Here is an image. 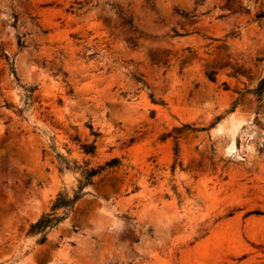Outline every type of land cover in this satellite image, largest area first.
<instances>
[{"label":"rangeland","instance_id":"obj_1","mask_svg":"<svg viewBox=\"0 0 264 264\" xmlns=\"http://www.w3.org/2000/svg\"><path fill=\"white\" fill-rule=\"evenodd\" d=\"M263 76L264 0H0V264H264Z\"/></svg>","mask_w":264,"mask_h":264},{"label":"trees","instance_id":"obj_2","mask_svg":"<svg viewBox=\"0 0 264 264\" xmlns=\"http://www.w3.org/2000/svg\"><path fill=\"white\" fill-rule=\"evenodd\" d=\"M256 16L260 17L261 14H257ZM124 21H125L124 22L125 24L131 25L130 19H125ZM18 43L19 45H21L20 41ZM208 76L210 79H214L215 72L210 71L208 73ZM29 91H32V90H29ZM251 92L257 96L259 102L262 100L263 93H264V76L258 81L256 87L252 89ZM150 98L152 102L154 103L157 102V100L154 99L152 94H150ZM185 128H190V127L189 125H183L182 127L174 128L173 130L176 133H179ZM92 134L97 135V133H94V132ZM175 138H177V136H175ZM73 140L78 141V138L74 137ZM80 148L86 154H93L95 152L96 145L94 141L91 143H82L80 145ZM116 163H117L116 159H112L110 161H107L105 163V166H113V165H116ZM102 169H103L102 166H99L97 168L91 167V168L82 169L83 180L79 181V185L77 189L74 190L73 196L68 197L66 194L58 193V195L56 196V198L54 199L51 205L50 211L43 213L35 222L30 224L29 233H32V234L41 233V237L39 241L40 242L45 241L47 230L57 225L67 216L68 212L73 208L75 202L82 196L83 187L85 185L92 183L93 177L97 175ZM59 210H61V212H59Z\"/></svg>","mask_w":264,"mask_h":264}]
</instances>
